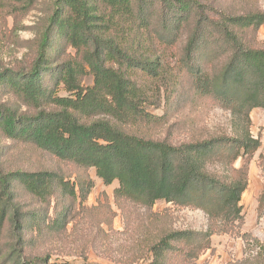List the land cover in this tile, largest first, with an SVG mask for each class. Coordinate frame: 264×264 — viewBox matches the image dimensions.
Here are the masks:
<instances>
[{"label":"trees","instance_id":"obj_1","mask_svg":"<svg viewBox=\"0 0 264 264\" xmlns=\"http://www.w3.org/2000/svg\"><path fill=\"white\" fill-rule=\"evenodd\" d=\"M262 25L263 10L218 9L207 0H54L32 59L0 71V138L11 141L0 142V258L5 246L13 255L25 247L26 237L61 233L71 219L66 199L82 204L94 189L92 168L105 184L118 182L117 198L148 208L165 200L208 215L206 231H163L146 264H168L177 243L185 245V260L198 258L213 234L241 223L250 163L261 146L251 112L264 108V42L256 44ZM88 76L93 84H85ZM184 77L195 98L211 97L231 111L235 134L180 144L146 134L164 122L147 105L173 102ZM13 148L70 163L75 179L57 169L17 168ZM25 195L48 208L54 202L55 215L24 211ZM258 202L263 216L264 190ZM244 237L255 251L239 264H264V243ZM15 264L74 263L36 255Z\"/></svg>","mask_w":264,"mask_h":264},{"label":"rangeland","instance_id":"obj_2","mask_svg":"<svg viewBox=\"0 0 264 264\" xmlns=\"http://www.w3.org/2000/svg\"><path fill=\"white\" fill-rule=\"evenodd\" d=\"M53 1H28L24 3L28 4L26 9L14 12L13 6L23 4L24 0H0V71L17 69L32 59L37 34L46 21ZM207 1L218 9L227 7L236 12L250 9L264 11V0ZM263 42L264 25L256 36L257 45ZM184 78L185 83L173 102L168 103L163 99L160 105H147L150 113L164 116V122L146 131V134L173 144L201 140L221 131L235 134L232 131L234 120L231 111L221 107L211 97L195 98L187 77ZM85 84H93V77L88 76ZM60 93L66 94L65 91ZM251 117V133L256 138L260 137L261 146L250 163L249 186L242 196L243 221L228 233L213 234L211 247L198 258L185 260L181 250L185 245L177 243V250L168 256V264H239L255 251L254 240L248 241L244 234L259 238L264 243V214L260 216L258 209V198L264 190V166L260 164L264 162L261 158L264 155V108L253 109ZM0 142L11 143L3 138H0ZM9 156L17 168L57 169L75 179L76 167L57 161L52 155L13 148ZM243 161L244 158L240 157L236 166H241ZM89 175L95 181V186L88 200L80 204V200L66 199L71 210L67 227L61 233L47 235L39 241L25 236L27 244L25 247L19 245L18 253L14 255L9 254V246H5L0 264H15V259L24 260L36 255H48L50 262L70 261L74 264H146L151 259L150 244L163 231H206L209 226L208 215L200 208L182 207L165 200H158L152 208H148L129 199L117 198L114 191L119 187L118 182L105 184L94 168L90 169ZM22 202L24 211L40 212L44 218L55 215L54 202L48 208L45 203L27 195L22 197ZM4 242L8 244L11 240L9 238Z\"/></svg>","mask_w":264,"mask_h":264}]
</instances>
